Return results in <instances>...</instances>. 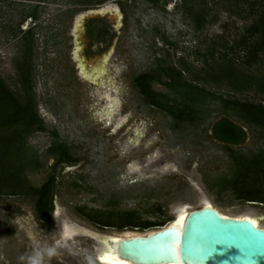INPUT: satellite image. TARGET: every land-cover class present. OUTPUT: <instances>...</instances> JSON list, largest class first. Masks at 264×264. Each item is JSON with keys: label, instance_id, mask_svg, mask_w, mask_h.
I'll return each mask as SVG.
<instances>
[{"label": "rangeland", "instance_id": "obj_1", "mask_svg": "<svg viewBox=\"0 0 264 264\" xmlns=\"http://www.w3.org/2000/svg\"><path fill=\"white\" fill-rule=\"evenodd\" d=\"M89 1L68 19L63 14L74 7L70 0H43L39 20L27 18L21 26L40 27L34 92L46 129L27 140L44 163L27 178L39 185L52 173L54 160L45 155L52 133L71 148L77 161L53 172L57 183L50 225L36 220L30 201L0 198V264H98L95 235L141 234L157 228H99L78 215L80 206L111 211L116 223L124 221L120 212L133 211L141 222L167 224L181 209L189 212L208 203L225 216L255 218L264 228V206L239 202L205 184L222 175L228 163L223 144L210 136L211 123L222 114L215 111L217 104H209L201 125L172 130L171 119L145 105L132 84L135 75L154 68L157 61L179 67L184 59L199 68L202 62L194 52L204 53L205 43L221 33L225 21L239 26L241 22L220 12L216 25L194 33L176 8L178 0H168L164 10L162 3L154 6L147 0H126L124 10L119 0L101 5ZM34 5L32 0H0V75L6 83L13 77L17 42L8 28L15 27L23 6ZM89 18H104L114 26L110 48L105 49L107 41L97 44L96 28L92 34L87 31ZM98 27L106 28L100 23ZM162 34L174 46L164 44ZM213 87L217 94L225 92ZM244 130L246 140L235 148L257 149L258 131Z\"/></svg>", "mask_w": 264, "mask_h": 264}, {"label": "trees", "instance_id": "obj_2", "mask_svg": "<svg viewBox=\"0 0 264 264\" xmlns=\"http://www.w3.org/2000/svg\"><path fill=\"white\" fill-rule=\"evenodd\" d=\"M32 1L36 5L23 6L15 27L8 28V33L17 38L11 82L6 83L0 75V198L30 201L36 220L50 225L57 183L55 169L72 165L77 159L71 148L52 133L54 139L45 151V155L54 160L52 173L39 185L31 184L27 178L28 173L38 171L44 165L29 149L27 140L34 133L46 131L37 112L34 92L40 27L34 24L27 30L21 29L27 18L33 22L40 18L38 6L43 0ZM106 1L94 3L101 5ZM90 2L70 0L74 7L66 10L63 17L70 19L79 6ZM147 2L154 6L162 3L160 8L164 10L168 0ZM178 3L176 8L188 20L194 33L216 25L220 12L230 19H238L241 25L225 21L220 27L221 33L205 43L204 53L194 52L202 62L199 68H192L184 59L178 61L179 67L157 61L154 68L133 77V87L145 105L171 119L172 130L201 125L208 116L209 104L216 103L215 111L222 114L211 123L210 136L223 144L228 163L222 175L205 184L210 191L228 193L239 202L264 206V0H178ZM118 4L124 10L127 1L119 0ZM97 32L98 37H105L107 29ZM160 39L164 44L174 46L164 34ZM154 85L164 90L158 91ZM213 86L223 87L225 92L217 94L210 88ZM244 129L258 131L261 145L257 149L242 151L235 148L246 140ZM76 212L99 228L119 231L166 225V222H141L133 211L120 212L124 218L120 223L111 221V215H114L111 211L87 210L80 206Z\"/></svg>", "mask_w": 264, "mask_h": 264}, {"label": "water", "instance_id": "obj_3", "mask_svg": "<svg viewBox=\"0 0 264 264\" xmlns=\"http://www.w3.org/2000/svg\"><path fill=\"white\" fill-rule=\"evenodd\" d=\"M176 221L177 215L163 227L118 240L95 235V260L102 264L98 255L106 247L127 264H264V228L248 218L203 205L189 211L180 226Z\"/></svg>", "mask_w": 264, "mask_h": 264}, {"label": "bare ground", "instance_id": "obj_4", "mask_svg": "<svg viewBox=\"0 0 264 264\" xmlns=\"http://www.w3.org/2000/svg\"><path fill=\"white\" fill-rule=\"evenodd\" d=\"M79 66L80 68L82 69L83 73L85 75H89V72H85L84 70V64L82 61H79ZM101 62L98 63L97 67L94 68V70L96 72L100 71L101 69ZM205 206H210L208 203H205L204 204ZM188 212L185 210V208L181 209L180 211H178L177 213V221L174 223L175 226H180L182 221H183V218L184 216L187 214ZM245 218H248L250 219L255 225H258L257 224V220L255 218H252V217H248L246 216ZM66 233L70 234L71 231L70 230H66ZM132 235H137L136 233H132V232H124L123 235H116V236H110L109 238L110 239H113V240H118L120 238H126V237H129V236H132ZM107 238V237H106ZM106 238H103L102 241L106 244L107 246V239ZM110 250L106 247H104L101 251V253L98 255V259L99 261L102 263V264H127V263H124V262H119L118 260H116L114 257H112L110 255Z\"/></svg>", "mask_w": 264, "mask_h": 264}, {"label": "flooded vegetation", "instance_id": "obj_5", "mask_svg": "<svg viewBox=\"0 0 264 264\" xmlns=\"http://www.w3.org/2000/svg\"><path fill=\"white\" fill-rule=\"evenodd\" d=\"M87 21V31H89L90 34H92V31L93 29L96 28L95 32H96V37H98L97 35V31L98 29H103L102 27H98V24H102V25H105L107 29V34L105 37H98L100 38V40H96L97 44H102L104 43L105 41H107L106 43V48L105 49H108L111 47V42L112 40L114 39L115 37V31H114V26L110 24V22H108L106 19H100V18H89V19H86ZM105 21V22H104ZM109 23V24H108ZM85 28V27H84ZM111 32V34H110ZM107 39V40H106ZM94 42V41H93ZM103 52V51H100V53ZM95 56V55H94ZM96 56H99V54H97ZM105 212H109V211H105Z\"/></svg>", "mask_w": 264, "mask_h": 264}, {"label": "clouds", "instance_id": "obj_6", "mask_svg": "<svg viewBox=\"0 0 264 264\" xmlns=\"http://www.w3.org/2000/svg\"><path fill=\"white\" fill-rule=\"evenodd\" d=\"M20 259H21V260H23V259H24V257H23V256H21V257H20Z\"/></svg>", "mask_w": 264, "mask_h": 264}]
</instances>
